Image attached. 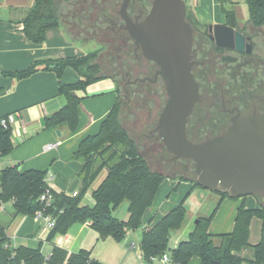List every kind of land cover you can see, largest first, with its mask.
<instances>
[{"label": "trees", "instance_id": "obj_1", "mask_svg": "<svg viewBox=\"0 0 264 264\" xmlns=\"http://www.w3.org/2000/svg\"><path fill=\"white\" fill-rule=\"evenodd\" d=\"M66 1L35 0L33 7L21 21L24 37L34 45H42L47 31L62 24L63 5ZM243 1L247 6L249 23L264 31V0ZM231 4L233 6L234 3ZM220 6L227 20L234 23L233 9H227L224 0H220ZM186 20L191 25H199L187 9ZM97 56L98 51L95 50L77 58L36 61L25 71L13 74L16 78H27L36 71L38 65H42V70L56 74L58 94L66 99V103L61 109L44 118V128L66 124L71 133L76 131L81 99L72 97L71 93L83 92L89 85L103 78L100 65L96 62ZM67 66L80 77L74 84L65 85L61 82L63 69ZM118 104L117 99L101 121L98 132L85 136L71 157L80 164L77 172L80 189L76 196L54 193L47 184L46 173L42 171H20L15 166L0 169V203L9 202L16 215L33 218L36 211L43 207L39 197L46 189L53 194V202L47 213L55 218V225L48 231L47 241H52L58 233L65 234L73 224H87L98 239L109 237L121 242L128 231L142 226L144 213L152 207L164 176L151 168L129 131L122 125ZM14 148L12 127L3 129L0 124V159L9 156ZM102 170H106L107 174L99 186L91 191L93 206L81 205L84 195ZM178 185L179 182L173 190ZM192 185L190 191L196 186L203 188L198 182H192ZM210 191L218 193L219 202L224 197L239 199L226 191H220L219 188ZM124 199L128 203L127 219L119 220L114 217V211ZM262 201L264 202L263 197ZM263 202H259V207L255 209H246L240 205L236 209L232 231L217 235L209 232L216 208L210 216L198 217L187 239L171 248V234L179 231L186 221V210L181 201L168 209L158 221L151 220L142 228L139 242L141 256L148 261L166 254L173 264H189L193 257L198 258L200 264H243L246 261L251 264H264ZM253 218L261 220L262 228L260 241L250 246L249 228ZM245 249L252 250L249 260L239 255ZM0 264L101 263L90 256L89 250L84 249L69 254L65 249L53 246L49 255H44L40 248L12 247L5 228L0 225Z\"/></svg>", "mask_w": 264, "mask_h": 264}, {"label": "crops", "instance_id": "obj_2", "mask_svg": "<svg viewBox=\"0 0 264 264\" xmlns=\"http://www.w3.org/2000/svg\"><path fill=\"white\" fill-rule=\"evenodd\" d=\"M34 1L0 0V117L12 116L14 118L11 127L15 145L9 156L0 159V169L13 167L18 164L20 171L30 169L42 171L46 173L47 184L54 193L71 195L80 189V181L77 177L80 164L78 161L72 160L71 157L76 151L79 142L85 136L94 135L98 132L101 121L107 116L118 99V85L110 78L116 85L110 95L105 96L104 92H96L92 96L96 95L97 97L92 98V101L85 100L87 96H83L82 91L74 92L75 96L81 99L79 111L83 110L84 112V114L80 112V115H78V127L75 132L71 133L66 124H60L50 129L44 128V118L61 109L66 103V99L58 94L56 74L53 71L42 70V65H38L36 71L27 78H16L13 74L25 71L36 61L70 59L82 57L86 54L78 50L76 44L78 38L75 35H71L67 25L63 23L59 27L47 31L46 40L42 45H34L24 37L21 31V21L33 7ZM224 2L234 3L237 6L238 0H224ZM186 6L200 25H213L224 21L225 17L221 10L220 0H190ZM216 9H218L219 13H217ZM232 9L237 17V12L234 8ZM79 78L77 72L67 66L63 69L61 82L65 85L74 84ZM92 125L97 130L92 129ZM97 126L98 128H96ZM57 132L59 135H57ZM53 143H58L55 148L47 152L43 151L46 145ZM105 176L102 175L100 178L97 176L91 188L95 190ZM83 200L81 202L83 206L92 207L94 204L93 200L91 205L84 203ZM257 200L258 205L246 197L227 203V212L222 215L223 209H221L216 213L212 220V225L209 227V232L215 235L231 232L236 209L240 205L246 209L258 208L259 202H263L262 197H257ZM163 206L159 209H151L148 212L147 220L143 222V228L151 220H153L152 222L158 221L164 215L167 210ZM32 220V218L20 214L12 219L10 235L18 237L15 241L16 246H19L18 240L26 238L37 241L39 246L48 242L49 251L45 255H49L53 246H62L61 248L65 249L69 254L75 253L63 246L69 239L67 236L59 238L57 242L47 241L48 232L46 231L40 238L38 231L42 230L43 225ZM83 227L90 228L87 224H81V228ZM187 227L184 224L179 231L172 234L174 241L170 244L171 248L175 247L180 241L187 239L188 234L193 229L188 230ZM261 228V220L253 218L249 228L248 242L250 246H254L260 241ZM7 229L5 228L10 243ZM10 246H12L11 243ZM39 246H29V248H39ZM239 255L249 260L252 257V250H242ZM139 261L144 264L140 256ZM151 264L162 263L155 260ZM189 264H200V261L198 258L193 257ZM243 264L251 263L246 261Z\"/></svg>", "mask_w": 264, "mask_h": 264}, {"label": "flooded vegetation", "instance_id": "obj_3", "mask_svg": "<svg viewBox=\"0 0 264 264\" xmlns=\"http://www.w3.org/2000/svg\"><path fill=\"white\" fill-rule=\"evenodd\" d=\"M152 2L67 0L62 13L63 24L78 39L102 41V44L118 49V56L110 58L112 66L108 70L111 73L105 74L100 65L101 74L112 78L117 85L122 83L123 99L137 104L135 113L144 111L140 121L143 120L142 125L146 124L145 128L149 129L154 124L155 106L142 110V105L146 102L156 105L166 95L165 88L161 78L156 76L158 67L143 57L140 48L129 37L125 18L131 23L142 21ZM224 17L218 24L242 34L245 40L243 52L217 47L209 31L211 25H191V73L198 86L199 98L187 119L186 135L195 143L222 136L235 117L264 116V31L250 24L249 19L238 23L235 14L234 23L229 22L225 14ZM247 45L251 46L250 52H246ZM168 156L169 168H175L178 161Z\"/></svg>", "mask_w": 264, "mask_h": 264}, {"label": "water", "instance_id": "obj_4", "mask_svg": "<svg viewBox=\"0 0 264 264\" xmlns=\"http://www.w3.org/2000/svg\"><path fill=\"white\" fill-rule=\"evenodd\" d=\"M125 22L129 37L143 57L158 67L156 76L161 78L166 93L156 105H142V110L155 106L154 124L149 129L140 121L144 111L135 113L137 104L123 99L122 83L119 85L122 125L135 131L140 153L147 143H158L159 139L171 160L193 163L197 182L204 189L223 188L238 198L260 193L264 199V116L235 117L225 134L203 142L187 138V119L199 94L191 73L193 30L186 20L185 1L153 0L142 21L131 23L125 18ZM209 31L217 47L244 51L241 33L223 24L211 25ZM250 48L247 45L246 52Z\"/></svg>", "mask_w": 264, "mask_h": 264}, {"label": "rangeland", "instance_id": "obj_5", "mask_svg": "<svg viewBox=\"0 0 264 264\" xmlns=\"http://www.w3.org/2000/svg\"><path fill=\"white\" fill-rule=\"evenodd\" d=\"M184 1L186 5H188L190 2V0H184ZM240 1L241 0H238L237 6L236 4H233L232 6V4L225 2V7L227 9L234 8L235 11L237 12V19L239 20L238 23L245 21V19H249L247 6L243 1L242 2ZM186 9L188 11L189 8L186 6ZM216 11L217 13H219L218 9H216ZM188 13L190 14V11H188ZM239 25L242 26V24ZM76 44L78 50L83 52L84 54H88L95 50L98 51L96 62L104 68L103 71H105L104 72L105 74H108V67L112 66L111 63L112 61H110V58L112 57L116 58L119 54V51H116L117 49L116 47L115 49L110 48V45L102 44V41H98V43H96L95 41L84 42L83 40L78 39L76 41ZM73 74L76 75L74 72ZM115 86L116 85L114 82H112V79L103 75V78L89 85L85 89V91L82 92V95L87 96L85 97V100L92 101V98L97 97L96 95L92 96V94H95L96 92L97 93L104 92L105 96H109L110 92L112 91L113 88H115ZM117 90L119 92V85ZM118 101H119L118 109L121 113L120 96H118ZM80 112L84 114L83 110H81L79 111L78 115H80ZM121 122H122V117H121ZM91 128L95 129V126L92 125ZM96 128H98V126ZM126 129L129 131L133 141L137 146L135 131L128 128ZM141 154L146 158V160L148 161L149 165L153 170L160 172L164 176V180L158 188L152 207L144 213L143 222L147 220V214L151 209L153 210L156 208L159 209L164 205L163 207L166 208L165 210H168L171 207L179 204L181 201L183 202L186 210L187 221L185 224L188 226L187 227L188 230L193 228L194 222L196 221V218L198 216H205V217L210 216L213 213V211L217 208L214 212L212 218L213 220L216 213H218L219 210L223 209V211L221 212L222 215L227 212V203L232 202V200L229 199L228 197H224L219 202L220 196H218V193L215 191H210L198 186L194 187L192 191H189V188L192 186V182L194 183L197 182V176L194 172L193 163L190 160L181 159V160H177L178 162L175 168L174 167L169 168V164L171 163L167 162V159L169 158L168 153L166 152L164 146L159 141V139H158V143H147ZM102 175H106V170L104 171L102 170L98 175V177L100 178L102 177ZM178 182L179 185L177 186L176 190H173V188L177 185ZM92 190L93 189L90 187V189L86 192V194L83 197L84 199L83 202L89 205L92 204V198L90 194ZM219 190L226 191L227 193L230 194L228 190H225L223 188H219ZM260 196L262 197V194L259 193L256 195L246 196V198L250 199L251 201H254L258 205L259 199L257 200V197L259 198ZM127 205L128 203L125 201V199L120 201L119 205L114 211V217L119 220H126ZM15 216L17 215L15 214V211L9 202L0 203V225L6 229L8 228L7 234L10 237L11 245L15 248L19 247L20 245H24L28 247L29 246L38 247L39 243L37 241H33L32 239H26V238L18 240L19 246L15 245V241L18 237L16 235L15 236L10 235V232L12 230V223H13L12 219ZM32 219H33L32 221L37 222L34 218ZM210 225H212V221ZM142 228H143V223L142 226L139 227L138 229L133 231H128L121 242H116L115 240L109 237L96 240L97 235L91 228L88 227L81 228V224H73L67 229L65 234H61V233L56 234L52 239V241L57 242L59 238L67 236L69 237V239L67 243L63 245L64 247L69 248L71 252H77L80 249L89 250L90 256L96 259L101 264H141L139 261V256L141 257V250L139 248V239L141 237ZM41 229H42L41 231L40 230L38 231V236L40 238L43 236V233L46 232L44 228ZM173 241L174 238L172 239V234H171L169 245L173 243ZM39 248H41V251L44 255L48 254L49 243L45 242L43 245L39 246Z\"/></svg>", "mask_w": 264, "mask_h": 264}, {"label": "built area", "instance_id": "obj_6", "mask_svg": "<svg viewBox=\"0 0 264 264\" xmlns=\"http://www.w3.org/2000/svg\"><path fill=\"white\" fill-rule=\"evenodd\" d=\"M13 121H14V118L12 116H4L0 119V124L3 129H8L9 127H11V124ZM57 144L58 143L48 144L44 147L43 151L44 152L50 151L53 148H55ZM76 194L77 192H73L71 196L74 197L76 196ZM39 202L43 205V207L41 210L36 211L33 218L37 222H41L43 224L44 230L48 232L55 225V218L47 213V210L49 209V207H51V203L53 202V194L51 193L49 189H46L44 193L39 197ZM155 260L160 261L162 264L172 263L169 256L166 254H164L159 259L151 258L148 261H145L143 259L144 264H151Z\"/></svg>", "mask_w": 264, "mask_h": 264}]
</instances>
